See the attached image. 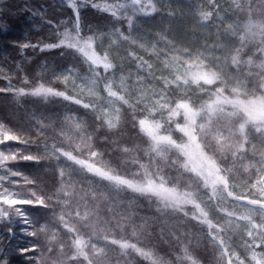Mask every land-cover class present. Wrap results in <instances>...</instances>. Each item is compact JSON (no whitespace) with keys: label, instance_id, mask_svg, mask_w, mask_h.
Listing matches in <instances>:
<instances>
[{"label":"trees","instance_id":"trees-1","mask_svg":"<svg viewBox=\"0 0 264 264\" xmlns=\"http://www.w3.org/2000/svg\"><path fill=\"white\" fill-rule=\"evenodd\" d=\"M75 7L78 21L67 0H0V122L26 141L0 148L40 157L9 161L0 173L31 200L0 220V264L5 257L9 264H255L251 251L264 254V0H75ZM50 43L59 47L41 51ZM211 72L219 79L206 83ZM82 77L93 80L94 94L79 90ZM41 86L67 99L32 95ZM217 97L249 102L263 117L232 104L210 112ZM187 109L196 113L191 122ZM142 119L159 123L158 135L175 145L185 143L179 126L187 123L234 191H213L182 167L175 145L154 149ZM76 160L186 197L177 203L134 190Z\"/></svg>","mask_w":264,"mask_h":264},{"label":"snow or ice","instance_id":"snow-or-ice-1","mask_svg":"<svg viewBox=\"0 0 264 264\" xmlns=\"http://www.w3.org/2000/svg\"><path fill=\"white\" fill-rule=\"evenodd\" d=\"M68 7L73 9V11L76 14L77 21L79 20V12L75 7V0H67ZM95 7V6H94ZM51 23V21H49ZM65 36H68V33H65ZM61 43H64V41H61ZM23 48L33 47L35 48L36 45H29L24 44L22 45ZM56 47H59L57 44H44L41 48V51L47 50V49H54ZM206 83H212L213 81L219 79V76L215 72L208 73L206 76L202 77ZM195 82V81H194ZM0 91H5V89L0 88ZM25 92L23 89L20 90V95H24ZM32 95L34 96H61L67 99L65 94L63 92H57L56 90L52 88H45L43 86L38 87L34 90H32ZM224 104H232L233 106L243 107V105L239 101L234 100H228L226 97L223 99H220L217 97L216 101H214L212 104H209L208 110L210 112H214L218 109L219 105ZM86 106V105H85ZM179 107L186 108V105H179ZM219 110H223L220 108ZM175 115V113H173ZM196 116V113H192L190 119L194 120ZM139 126L141 131L145 132L148 136L152 137L156 143L154 144V149L158 148L161 144V142H167L169 144L175 145V142L172 141L168 136H160L158 135L161 125L159 123H153L148 120H140ZM182 131L185 132L186 135L191 136L190 130L186 127L185 129H182ZM194 140L195 137H192ZM9 141L11 142H17V143H26V141L22 138V136L14 131L10 126L5 125L3 122H0V144H6ZM181 152V154L185 157L182 167L185 169H189L192 172H194L197 176L204 179L205 184L211 185L213 188V191H215V185L217 184V181H222L223 177H220L219 175H216L214 171V165L208 160L207 157L204 156L202 152H199V146H196V150L193 149L191 144H185V145H175ZM65 156L68 157L70 160H74L75 157L71 155V153H64ZM96 153H93V156H95ZM40 157L33 156V155H20V151L17 150L16 152L7 153L3 148H0V173H2L9 163V161L12 162H18L20 160L24 161H39ZM77 163L85 165L87 169L91 172H94L97 175H100L106 179L110 180H116L118 183L127 184L129 187L133 188L137 191H151L160 195L167 194L168 196H171L172 198L176 197L175 190L173 189H164L162 186H152L150 185L147 189L143 188L140 185L134 184L131 181L123 180L120 177L113 176L109 171H105L104 169L97 167L93 164H90L86 161L82 160H76ZM13 176H22V173L17 172L15 170L12 171ZM10 179V177H5L2 174H0V220H3L4 218L11 219L10 213H13V209L17 214H20L23 212V208L20 207L22 205L30 204L31 200L21 198V195L18 191L10 190L6 184L4 183ZM25 179H27L25 177ZM31 183V180L28 181ZM189 196L192 195V193L188 194ZM39 203V201H37ZM189 203L192 201L189 200ZM6 206V207H5ZM17 217V215H15ZM22 218V217H21ZM0 256H3V253L0 252ZM3 264H9V261L5 257Z\"/></svg>","mask_w":264,"mask_h":264},{"label":"rangeland","instance_id":"rangeland-1","mask_svg":"<svg viewBox=\"0 0 264 264\" xmlns=\"http://www.w3.org/2000/svg\"><path fill=\"white\" fill-rule=\"evenodd\" d=\"M80 44H81V46H82V48H83V50L93 59V60H97L98 58H97V55L93 52V51H91L90 50V44L89 43H87V41H80ZM67 76V75H66ZM76 84H77V87H79V90H84L83 92L84 93H87V94H94L96 91H95V86H94V83H93V80L92 79H90V78H86V77H82V78H79V79H77L76 80ZM242 105H243V110L249 115V116H251L253 119H255V120H258L260 117H263L262 116V110H260V109H257V108H255L251 103H249V102H246V101H239ZM247 104H250L251 105V108H249V107H247L246 105ZM114 108H113V106L112 105H108V106H106L105 107V110H104V113H105V119L107 120V122L109 123L111 120H112V115H113V113H114ZM185 115H186V117H187V119H188V122H191L192 121V119H190V117H191V115H190V110L189 109H187V111L185 110ZM179 127H182L181 128V130L182 129H185L186 127L190 130V126L186 123L185 125H183V126H179ZM184 134H185V132L184 131H182ZM191 132V131H190ZM185 136H186V141H185V143H183V144H181V145H185V144H191L192 145V147H193V149L194 150H196V146L198 145L199 146V152H202L203 154H204V156L205 157H207L208 158V160L214 165V171H215V173H216V175H219L220 177H223L220 173H219V171H218V168H217V166L215 165V163L204 153V151L202 150V148H201V146L199 145V143L197 142V140H196V138L193 140L192 139V137H194V135L191 133V136H189V135H186L185 134ZM89 163V162H88ZM91 164V163H90ZM262 173H264V166L262 167ZM112 175V174H111ZM114 176V175H113ZM118 177V176H117ZM121 179H123V180H126V179H124V178H122V177H120ZM204 180V179H203ZM114 181H116V180H114ZM117 182V181H116ZM133 183V182H132ZM226 184V182H225V179H224V177H223V180L222 181H217V184L215 185V187L216 186H218V185H221V186H224V188H228L229 190H232V191H234V186H227V184ZM150 185H152V186H157V187H160V186H162L161 184H159V183H154V182H152V181H149L148 183H146V184H143V185H141L143 188H145V189H147ZM208 186H210V187H212L211 185H208ZM255 186L256 187H259L258 186V182L255 184ZM163 187V186H162ZM164 188V187H163ZM164 189H170V188H168V187H165ZM148 192H150V193H153V194H155V195H157V196H159L160 198H164V197H166V198H169L170 199V201H171V196H168L167 194H164V195H160V194H157V193H154V192H151V191H148ZM176 193V201H177V203H181V201H183V200H181L182 198H184L185 199V195L184 194H182V193H177V192H175ZM188 195V194H187ZM188 198V201L189 200H191L192 201V203H195V201H193L189 196L187 197ZM176 203V204H177ZM196 204V203H195ZM264 205V204H263ZM6 207V206H5ZM196 210H197V212L199 213V214H202V212H201V209L199 208V207H196ZM201 219H203L204 221H207V219H206V216L204 215V214H202V216L200 217ZM251 227H249L248 229H247V232H248V234H250L251 233ZM256 245H258V242H256ZM250 256H251V258H252V260L255 262V264H264V254L263 253H261L260 251H256V250H253V251H251V253H250Z\"/></svg>","mask_w":264,"mask_h":264}]
</instances>
